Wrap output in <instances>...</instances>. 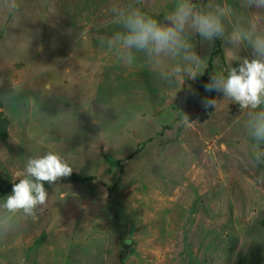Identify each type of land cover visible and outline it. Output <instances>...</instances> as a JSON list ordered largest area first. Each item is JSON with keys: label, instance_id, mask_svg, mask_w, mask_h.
<instances>
[{"label": "rangeland", "instance_id": "rangeland-1", "mask_svg": "<svg viewBox=\"0 0 264 264\" xmlns=\"http://www.w3.org/2000/svg\"><path fill=\"white\" fill-rule=\"evenodd\" d=\"M129 2L18 0L15 15L0 11V111L9 120L0 202L27 160L49 151L89 177L45 182L40 218H17L0 238V264H264V164L252 159L249 110L204 88L252 58L246 41L228 37L253 20L264 30V9L194 0L232 9L225 37L194 35L202 75L169 85L143 54L126 65L101 44L120 30L111 7ZM131 2L163 22L177 0Z\"/></svg>", "mask_w": 264, "mask_h": 264}, {"label": "clouds", "instance_id": "clouds-1", "mask_svg": "<svg viewBox=\"0 0 264 264\" xmlns=\"http://www.w3.org/2000/svg\"><path fill=\"white\" fill-rule=\"evenodd\" d=\"M241 6L261 10L264 9V0H241ZM19 10L18 0H4L0 6V11L8 15H15ZM110 12L111 24L120 30L102 40L101 44L117 49L126 65L133 63L135 54H143L159 79L172 85L179 83L184 76L194 80L198 74L202 75L199 70L203 61L194 49L192 37L198 35L206 41L224 39V19L231 15L232 9L221 5L200 8L194 0H177L174 10L162 22L130 0L126 6H112ZM86 38V33L79 36V39ZM245 41L252 49V58H244L238 67H231L227 75L223 72L211 75L204 88L205 91L222 93L225 99L238 104L241 112L249 110L246 127L255 142L251 155L259 165L264 164V148H261L264 144V30H259L255 20L246 29H234L228 37L232 46ZM169 62L175 63L170 65ZM201 103L205 109H216L217 100L205 98ZM183 123L191 126L193 122L183 114ZM72 173L68 161L57 153L49 151L29 158L24 170L14 174L16 182L11 194L0 202V238L14 230L19 217L38 220L49 199L45 182L56 185ZM66 197L67 193L60 194L61 200Z\"/></svg>", "mask_w": 264, "mask_h": 264}, {"label": "trees", "instance_id": "trees-1", "mask_svg": "<svg viewBox=\"0 0 264 264\" xmlns=\"http://www.w3.org/2000/svg\"><path fill=\"white\" fill-rule=\"evenodd\" d=\"M8 125H9V120L6 116L3 115L2 111H0V138L2 139V141L7 144V140H8V137H9V131H8ZM144 144V143H143ZM143 145H141L142 147ZM141 147H138L135 152H138L140 150ZM132 156V155H130ZM73 175V179L75 180H86L88 179L89 177H80L79 175L77 174H72ZM91 178V177H90ZM12 190L13 188V185H11L10 187ZM5 192H8V191H3L2 194H4Z\"/></svg>", "mask_w": 264, "mask_h": 264}]
</instances>
